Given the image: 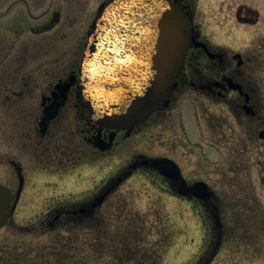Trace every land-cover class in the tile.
Listing matches in <instances>:
<instances>
[{"label":"flooded vegetation","instance_id":"af4514ba","mask_svg":"<svg viewBox=\"0 0 264 264\" xmlns=\"http://www.w3.org/2000/svg\"><path fill=\"white\" fill-rule=\"evenodd\" d=\"M111 1L0 0V76L13 82L0 83V264L134 263L135 246L103 241L108 217L137 214L121 191L136 176L194 202L202 246L191 264H264L260 10L238 3L230 21L211 23L199 0H170L191 20L184 61L147 118L111 128L89 115L81 79L93 21ZM156 157L175 161L181 180L151 166ZM197 181L209 198L180 194Z\"/></svg>","mask_w":264,"mask_h":264},{"label":"water","instance_id":"95a60500","mask_svg":"<svg viewBox=\"0 0 264 264\" xmlns=\"http://www.w3.org/2000/svg\"><path fill=\"white\" fill-rule=\"evenodd\" d=\"M191 28L189 16L170 0L110 2L95 19L83 55L81 71L90 114L98 122L118 128L147 117L164 101L179 71ZM93 60H100L99 67L110 70L107 81L93 82L94 76L90 80ZM118 60L124 63L118 66ZM101 83L108 84L100 87L108 89V104H99L94 97L95 86ZM144 87H148L145 99L141 94ZM151 165L172 178L179 175V168L169 159L155 158ZM194 189L204 198L210 195L204 182L183 186L181 193L194 194Z\"/></svg>","mask_w":264,"mask_h":264},{"label":"rangeland","instance_id":"374dc122","mask_svg":"<svg viewBox=\"0 0 264 264\" xmlns=\"http://www.w3.org/2000/svg\"><path fill=\"white\" fill-rule=\"evenodd\" d=\"M238 3H246L260 10L264 21V0H199L198 11L211 23L224 18L230 21L229 10ZM0 77L2 85L13 84L10 73L1 74ZM202 124L206 126L205 121H202ZM155 150L159 151L162 148L157 145ZM213 155H216L215 152ZM153 179L156 180L155 177ZM125 187L131 188V192L126 193ZM125 187L121 190L122 194L133 197V207L137 214H133L132 218L126 215L121 218L108 217L104 228L108 230L109 235L104 236V244L135 246V260L134 263L129 262L130 264H143L141 258L143 250L147 252L152 249H157L160 256L156 257L155 261L148 260L145 264L193 263L194 252L197 247L199 249L202 246L201 224L194 213V203L171 199L168 194L160 193L155 183L143 176L131 178ZM154 201H159L162 220L152 211ZM127 219L134 220L135 225H128ZM138 227H141L142 231L135 229ZM156 227L163 228L162 232L153 230Z\"/></svg>","mask_w":264,"mask_h":264},{"label":"bare ground","instance_id":"6f19581e","mask_svg":"<svg viewBox=\"0 0 264 264\" xmlns=\"http://www.w3.org/2000/svg\"><path fill=\"white\" fill-rule=\"evenodd\" d=\"M116 44V43H115ZM117 45V44H116ZM107 47V46H106ZM110 50V47H108V51ZM99 61L100 60H93L92 61V63H91V65H90V80L91 79H93L94 77H96V78H94V80L95 81H93V82H99V80L101 79V78H105L104 80L105 81H107L108 80V77H109V75H111L112 73H110V70L108 71V69L107 68H105V69H102L101 67H99L100 65H99ZM118 62H119V65L118 66H120V65H122L123 63H124V61L123 60H118ZM144 63H146V62H144ZM116 67H117V65H116ZM108 68H109V65H108ZM118 68H120V67H118ZM116 71H119V69H115ZM141 71L143 70L142 68L140 69ZM109 74V75H108ZM94 76V77H93ZM103 80V79H102ZM116 80V79H115ZM117 81V80H116ZM92 81H91V87H93V83ZM117 82H119V81H117ZM141 82H142V80H141ZM107 83V82H106ZM145 83H146V81H145ZM102 84V85H101ZM100 84V86H98V87H96L95 86V90H94V97L96 98V100L99 102V104H101V103H103V104H108V102H109V100H107L108 99V93L106 92V91H108V89H101L100 87H107V85L108 84H103V83H101ZM142 88V87H141ZM147 88L148 87H144L142 90H141V94H145L144 95V98L143 99H145V98H147V93H146V90H147ZM140 94V95H141ZM120 96H122V93L120 94V95H116V97H120ZM126 100V99H125ZM106 102V103H105ZM104 107V106H103Z\"/></svg>","mask_w":264,"mask_h":264}]
</instances>
